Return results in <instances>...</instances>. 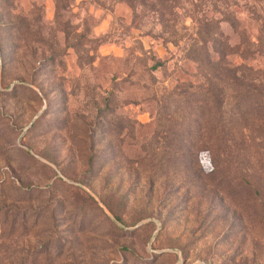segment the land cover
Instances as JSON below:
<instances>
[{"label": "rangeland", "instance_id": "obj_1", "mask_svg": "<svg viewBox=\"0 0 264 264\" xmlns=\"http://www.w3.org/2000/svg\"><path fill=\"white\" fill-rule=\"evenodd\" d=\"M0 264H264V0H0Z\"/></svg>", "mask_w": 264, "mask_h": 264}, {"label": "trees", "instance_id": "obj_2", "mask_svg": "<svg viewBox=\"0 0 264 264\" xmlns=\"http://www.w3.org/2000/svg\"><path fill=\"white\" fill-rule=\"evenodd\" d=\"M163 65V61L162 60H159L155 63V65L153 66L154 69H158L159 67H161Z\"/></svg>", "mask_w": 264, "mask_h": 264}]
</instances>
